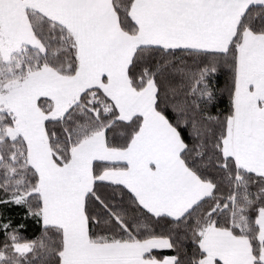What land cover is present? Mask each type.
Here are the masks:
<instances>
[{
	"label": "snow or ice",
	"instance_id": "6c2138e0",
	"mask_svg": "<svg viewBox=\"0 0 264 264\" xmlns=\"http://www.w3.org/2000/svg\"><path fill=\"white\" fill-rule=\"evenodd\" d=\"M0 204V264H264V0H0Z\"/></svg>",
	"mask_w": 264,
	"mask_h": 264
},
{
	"label": "trees",
	"instance_id": "16d2710c",
	"mask_svg": "<svg viewBox=\"0 0 264 264\" xmlns=\"http://www.w3.org/2000/svg\"><path fill=\"white\" fill-rule=\"evenodd\" d=\"M230 83V73L226 69H221L216 77L213 79L214 88L217 90V100L210 107V111L213 113H218L221 111H226L228 108V95L225 89ZM11 221L13 227L20 228L21 234L27 239H34L39 237L42 232V226L40 223H37L35 218H32L27 215L25 207L16 206V205H4L0 204V222ZM173 238L177 240L180 247L189 253L194 248V243L192 241L191 233L181 231L179 233H173ZM3 237L0 236V240ZM158 257H163L166 255L175 254L171 250L168 251H158L155 252Z\"/></svg>",
	"mask_w": 264,
	"mask_h": 264
},
{
	"label": "crops",
	"instance_id": "0c3cea01",
	"mask_svg": "<svg viewBox=\"0 0 264 264\" xmlns=\"http://www.w3.org/2000/svg\"><path fill=\"white\" fill-rule=\"evenodd\" d=\"M158 251H163L164 252V251H168V250H156V252H158Z\"/></svg>",
	"mask_w": 264,
	"mask_h": 264
}]
</instances>
